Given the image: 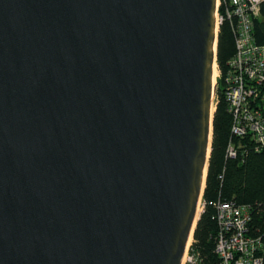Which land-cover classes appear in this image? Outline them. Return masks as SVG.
I'll list each match as a JSON object with an SVG mask.
<instances>
[{
  "label": "water",
  "instance_id": "95a60500",
  "mask_svg": "<svg viewBox=\"0 0 264 264\" xmlns=\"http://www.w3.org/2000/svg\"><path fill=\"white\" fill-rule=\"evenodd\" d=\"M216 3L0 0V264H182Z\"/></svg>",
  "mask_w": 264,
  "mask_h": 264
},
{
  "label": "built area",
  "instance_id": "2783aa9c",
  "mask_svg": "<svg viewBox=\"0 0 264 264\" xmlns=\"http://www.w3.org/2000/svg\"><path fill=\"white\" fill-rule=\"evenodd\" d=\"M262 1L217 0L215 11L216 31L226 18L234 37L233 54L223 75L231 134L249 135L259 150H264V44L253 37L252 17L258 14ZM212 99L216 102L215 90ZM228 154H235L231 143ZM249 219L247 205L226 200L216 203V264H264V234L248 235ZM184 256L186 264L197 261L188 249Z\"/></svg>",
  "mask_w": 264,
  "mask_h": 264
},
{
  "label": "trees",
  "instance_id": "16d2710c",
  "mask_svg": "<svg viewBox=\"0 0 264 264\" xmlns=\"http://www.w3.org/2000/svg\"><path fill=\"white\" fill-rule=\"evenodd\" d=\"M217 33L216 62L221 76L217 78L215 88L211 152L201 201L202 211L188 248L197 257L194 264H216L218 261L215 238L218 230L216 203L219 200L247 205L250 215L247 234H264V150L257 149L249 135L231 134V114L223 82L234 50L233 31L228 19L224 18L219 24ZM252 34L257 43L264 44V0L258 14L252 17ZM229 143L235 148L234 155L228 154Z\"/></svg>",
  "mask_w": 264,
  "mask_h": 264
},
{
  "label": "bare ground",
  "instance_id": "6f19581e",
  "mask_svg": "<svg viewBox=\"0 0 264 264\" xmlns=\"http://www.w3.org/2000/svg\"><path fill=\"white\" fill-rule=\"evenodd\" d=\"M216 63H215V61H214V65H213V82H214V80L216 79V76H218V70H217V68H216V65H215ZM211 111H212V113H213V106L211 107ZM210 133H211V125H210ZM210 139H211V134H210ZM209 152H210V142L208 143V155H209ZM207 165V164H206ZM205 175H206V170H205V172H204V179H205ZM202 211V207H201V204H200V202H199V204H198V208H197V213H196V219L198 218V215H199V213ZM195 226V221H194V225H193V227ZM193 227H192V230H193ZM192 239H193V237H192V232L190 233V237H189V240H188V244H190L191 243V241H192ZM182 264H185V256L183 257V261H182Z\"/></svg>",
  "mask_w": 264,
  "mask_h": 264
},
{
  "label": "rangeland",
  "instance_id": "374dc122",
  "mask_svg": "<svg viewBox=\"0 0 264 264\" xmlns=\"http://www.w3.org/2000/svg\"><path fill=\"white\" fill-rule=\"evenodd\" d=\"M217 31H218V29H217ZM215 65H216V68H217V70H218V67H217V62L215 61ZM219 72V71H218ZM217 78H218V76H216V79L214 80V85H216V82H217ZM212 106H213V113H214V109H215V102H214V100L212 99ZM201 201H202V199H200V204H201ZM201 207H202V205H201ZM192 242V241H191ZM186 264V263H185Z\"/></svg>",
  "mask_w": 264,
  "mask_h": 264
}]
</instances>
